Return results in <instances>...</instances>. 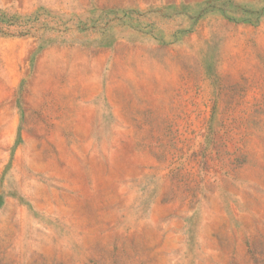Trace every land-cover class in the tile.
Listing matches in <instances>:
<instances>
[{
    "label": "rangeland",
    "instance_id": "obj_1",
    "mask_svg": "<svg viewBox=\"0 0 264 264\" xmlns=\"http://www.w3.org/2000/svg\"><path fill=\"white\" fill-rule=\"evenodd\" d=\"M0 264H264V0H0Z\"/></svg>",
    "mask_w": 264,
    "mask_h": 264
}]
</instances>
